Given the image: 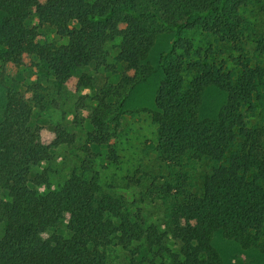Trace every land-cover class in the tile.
Segmentation results:
<instances>
[{"label": "trees", "instance_id": "16d2710c", "mask_svg": "<svg viewBox=\"0 0 264 264\" xmlns=\"http://www.w3.org/2000/svg\"><path fill=\"white\" fill-rule=\"evenodd\" d=\"M0 12L6 61L30 55L60 84L88 65L114 74L93 98V147L121 124L135 88L162 75L154 107L144 109L156 126L155 156L132 182L134 204L104 191L87 164L52 187L49 167L36 168L51 159L50 146H72L76 136L63 131L41 146L30 120L39 98L8 92L0 264H112L116 246L130 251L127 264H224L217 231L264 254V0H0ZM44 26L51 40L39 39ZM166 34L172 41L154 66L150 54ZM211 90L225 98L206 116Z\"/></svg>", "mask_w": 264, "mask_h": 264}, {"label": "rangeland", "instance_id": "374dc122", "mask_svg": "<svg viewBox=\"0 0 264 264\" xmlns=\"http://www.w3.org/2000/svg\"><path fill=\"white\" fill-rule=\"evenodd\" d=\"M2 17L0 12V21ZM31 24H37V20L32 18ZM41 30L39 39L54 38L52 29L44 26ZM171 41L172 37L166 34L157 42L149 57L152 65L157 66V54L161 49L167 48ZM108 49L110 52L107 62L112 65L116 62L117 49L115 44H111ZM229 64H233L231 60ZM161 76L158 71L135 88L121 124L116 128L110 126L109 136L103 146L93 147L89 143L91 116L96 105L93 98L106 85L116 83L112 72L88 65L76 69L65 83L60 84L45 64L30 55L10 61L0 57V122L8 92L24 93L30 98L38 97L39 104L34 103L30 120L41 146L51 145L63 131L76 136V142L72 146H50L51 159L44 160L36 171L41 172L42 167H49L51 186L57 187L76 165L80 168L87 164L98 170L99 182L104 191L114 196L122 195L129 203L134 204L138 191L133 188L132 182L140 175L138 172L142 169V164L150 163L155 156L156 126L144 109L154 107V96ZM224 98L223 92L211 90L205 103V115H215ZM47 188V185L36 186L40 193ZM1 198H4L2 190ZM213 243L224 264H264V254L258 248L244 249L238 242L225 238L221 231L216 232ZM131 258L128 250L117 246L111 250L112 264H127L131 262Z\"/></svg>", "mask_w": 264, "mask_h": 264}]
</instances>
